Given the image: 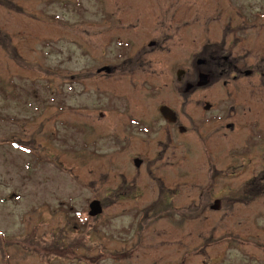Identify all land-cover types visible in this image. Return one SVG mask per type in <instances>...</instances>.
Listing matches in <instances>:
<instances>
[{
	"label": "rangeland",
	"instance_id": "rangeland-1",
	"mask_svg": "<svg viewBox=\"0 0 264 264\" xmlns=\"http://www.w3.org/2000/svg\"><path fill=\"white\" fill-rule=\"evenodd\" d=\"M178 1L0 0V264H264V189L248 206L234 204L226 178L215 184L222 211L212 212L206 195L199 209L209 182L192 128L167 154L170 165L164 159L138 172L131 161L158 148L160 133L144 123L162 95L140 92L153 78L149 66L130 73L114 65L164 33L161 17ZM107 14L141 15L134 20L144 23L107 28ZM121 29L134 46H117L116 38L107 45L106 30ZM171 33L179 63L187 41ZM191 35L194 59L199 40ZM107 62L115 71L103 77L97 69ZM188 103L186 112L197 117L196 103ZM207 133L225 150L215 164L223 176L234 173V193L264 175V148L254 160L249 153L254 139L241 146L243 136ZM231 144L239 145L234 159ZM95 199L103 213L91 219ZM179 209L186 210L172 211Z\"/></svg>",
	"mask_w": 264,
	"mask_h": 264
},
{
	"label": "flooded vegetation",
	"instance_id": "flooded-vegetation-1",
	"mask_svg": "<svg viewBox=\"0 0 264 264\" xmlns=\"http://www.w3.org/2000/svg\"><path fill=\"white\" fill-rule=\"evenodd\" d=\"M179 1V8L176 7L177 4L169 9L166 16L161 17V21L168 22L164 33L156 40H150L143 45L137 56L114 65L131 71L130 73H136L149 66L153 78L146 80L148 87L140 85V92L148 98H159L162 95L153 108L154 117L144 123L147 131L160 133V139H157L158 148L154 153L146 150L136 152L131 161L133 165L136 161L140 162L138 172L150 169L153 163L164 159L167 160L166 165H170L167 154L179 148L181 144L177 142H182L192 128L201 143L202 155L207 164L206 178L209 182V188L203 191L197 207L202 208V201L206 195L213 199L212 203L208 204L210 210L215 213L221 212L223 204L218 198L221 194L215 191V184L226 178L232 179L225 183L228 187L226 189L231 191L225 195L232 193L235 195L234 204L241 202L248 206L250 204L248 199L258 197L259 190L264 189V175H254L244 180L243 187L234 193V173L231 171L230 174L223 176V168L218 170V165L215 164L225 150L219 144L210 142L212 135L216 133L209 134L207 130L210 128L211 131L220 132L223 138L243 136L241 146H246L249 138L254 139L257 143L254 148L249 149L253 160L256 155L260 156L264 148V0ZM135 18L142 17L120 15L116 20H112V16L107 14L103 25L110 28L111 24H115L118 28V24H128L126 28H136L134 22L144 23L143 20H134ZM171 29L174 38L187 41L183 42L185 46L181 50L184 56L179 63H175L172 56L174 52L170 41L173 39ZM127 31L106 30L107 45L112 38H116L117 46H134L130 40L126 41L124 35L128 34ZM191 34L199 40V46L195 51L198 56L194 59L189 55L191 47L188 41L192 37ZM160 53H165L166 56L162 62L144 61L146 56ZM114 66L109 62L104 63L97 69V73L109 77L115 71ZM158 67L163 70L161 76L159 73L156 74ZM192 69L194 73H191ZM156 76L157 79L154 78ZM134 86L136 87V84ZM175 96L179 101L174 102ZM191 97L194 99L189 100ZM188 101L196 103L199 109L195 118L186 112ZM127 122L129 123L126 120L123 128L124 136L131 131L130 123ZM252 129H255V132ZM116 142L114 144L117 145L119 141ZM124 143L120 144L121 151L126 148ZM231 146L229 153L234 159V150L239 145ZM233 165L232 162L230 167ZM210 194H213L212 197ZM183 210L186 209L172 211Z\"/></svg>",
	"mask_w": 264,
	"mask_h": 264
},
{
	"label": "water",
	"instance_id": "water-1",
	"mask_svg": "<svg viewBox=\"0 0 264 264\" xmlns=\"http://www.w3.org/2000/svg\"><path fill=\"white\" fill-rule=\"evenodd\" d=\"M135 164H136L137 167L140 166V162H138V161H136ZM102 212H103V209H102L101 203L99 201H93L90 204L89 215L91 217H96V216L102 214Z\"/></svg>",
	"mask_w": 264,
	"mask_h": 264
}]
</instances>
